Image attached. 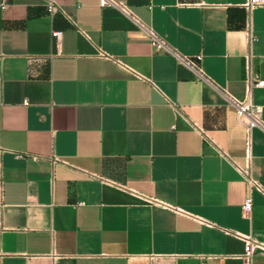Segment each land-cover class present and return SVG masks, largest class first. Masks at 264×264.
Segmentation results:
<instances>
[{"label":"crops","instance_id":"1","mask_svg":"<svg viewBox=\"0 0 264 264\" xmlns=\"http://www.w3.org/2000/svg\"><path fill=\"white\" fill-rule=\"evenodd\" d=\"M121 1L182 55L202 54L215 85L99 0H56L71 18L0 0V264H264L237 235L264 242V195L232 163L246 165L247 133L226 97L264 79V6ZM253 100L264 106V87ZM251 176L264 185L260 126Z\"/></svg>","mask_w":264,"mask_h":264},{"label":"built area","instance_id":"2","mask_svg":"<svg viewBox=\"0 0 264 264\" xmlns=\"http://www.w3.org/2000/svg\"><path fill=\"white\" fill-rule=\"evenodd\" d=\"M99 5L101 7L112 6V7L118 8L125 15H127L130 19H132L146 33L147 37L149 38V41L155 47V49L166 50L167 52L175 55L180 61L187 64L191 69H193V71L199 78L211 83L212 85H215L213 80L206 74V72L204 71L201 65V62L203 60L202 54L199 53L192 57L182 55L175 47H173L170 43H168L152 26L145 24L134 13L131 7L121 0H99ZM243 5L249 11H252L256 7L264 6V0H245ZM46 6H47V11L49 14H54L58 11H61L62 13L68 15L65 10L59 7V5L56 3V0H47ZM68 17L71 18L69 15ZM61 34L62 32L59 30H54L52 32V36L56 38L57 41H59ZM254 39H255L254 35L250 32L249 42L251 43ZM99 56L109 59L111 61H115L120 65L122 64L114 55L105 51L102 48L99 49ZM257 87H264V79H260L259 76L256 74H253V75L250 74L247 79L246 96L244 99H237L236 97H233L228 94H226L227 95L226 97L230 103L235 105L236 111H237V118L245 126L246 133H247V139H246L247 163L244 167L236 163L235 161H232V163L238 169V171H240L245 176L251 188L258 190L260 193L264 195V185L259 180L251 176V134H252V130L254 127H257V126H260L264 129V122L262 119L264 106L254 102L253 100V91ZM24 103L27 104L28 101L25 100ZM199 131L204 141L212 144L213 140L211 136L204 129L200 127H199ZM217 150L223 155L228 156L227 153H225V151L220 149L219 147H217ZM32 157L33 159L38 160L41 156L33 155ZM58 160H59V157L55 155L51 157V161L53 163L57 162ZM159 204L165 207L175 209L176 211H179L181 213L189 214L183 209H180L178 207H171L163 203H159ZM252 209H253V201H252L251 195H249L245 199L243 206H242L243 215L245 217H250ZM203 222H206V221H203ZM237 235L245 241V255H244L245 259L250 261L251 257L257 250L264 251L263 241L254 239L252 238L251 235H242L239 233H237Z\"/></svg>","mask_w":264,"mask_h":264}]
</instances>
